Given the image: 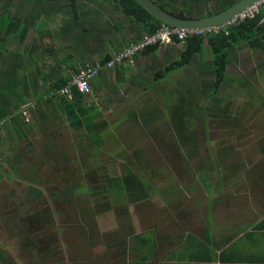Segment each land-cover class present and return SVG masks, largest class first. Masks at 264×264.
I'll return each instance as SVG.
<instances>
[{"label":"rangeland","instance_id":"obj_1","mask_svg":"<svg viewBox=\"0 0 264 264\" xmlns=\"http://www.w3.org/2000/svg\"><path fill=\"white\" fill-rule=\"evenodd\" d=\"M168 1L171 0L157 3ZM48 2L53 4V0H0L3 14L10 18L7 26L3 23L4 28H0V119L4 122L6 99L10 98L13 84L16 88L28 84L24 79L26 70L18 62L24 61L25 50L33 46L34 39H28L31 44L25 45L21 39L23 27H28L27 35L31 36H37L46 26L50 30L54 19L49 16ZM60 2L70 4L67 0ZM222 4L229 5L231 0ZM172 9L176 12L182 8L177 5ZM183 9L196 11L194 7ZM46 46V51L52 47L50 43ZM182 70L173 74L171 82L156 85L152 95L149 93L148 99L136 105L140 117L134 124L137 134L131 136L130 145H118L121 135H104L103 149L91 160L99 168L97 172L89 161H85V167L73 161L75 155L92 154L81 145L87 144V135L61 139L56 149L20 140L23 165L14 170L6 167L4 156V164L0 163V254L5 261L130 264L131 238L145 233L151 224L179 206L191 212L206 206V192L229 191L232 184L228 176L241 174L250 164L244 165L243 161L260 158L264 70L260 84L258 74L247 76L246 72L254 83L250 94L258 96L251 104L242 96L243 79L233 73L230 80L234 85L229 83L226 92L221 86L213 101L210 95L199 93V85L192 84L196 68ZM182 82L187 84L185 88ZM177 109L185 115L184 134L193 135L194 144L176 140L170 119L176 116ZM98 122L102 127L96 131H101L113 120L106 123L100 118ZM166 144L168 148L163 147ZM64 152L68 161L63 163L57 157L66 155ZM233 162L238 165L237 174L226 165ZM126 167L151 184L150 199L140 204L130 201L128 206L124 201H114L113 193L103 191L104 175L125 176Z\"/></svg>","mask_w":264,"mask_h":264},{"label":"crops","instance_id":"obj_2","mask_svg":"<svg viewBox=\"0 0 264 264\" xmlns=\"http://www.w3.org/2000/svg\"><path fill=\"white\" fill-rule=\"evenodd\" d=\"M67 1L70 3V0ZM225 1L228 0L168 2L173 4L171 9L179 5L188 16L199 18L223 11L237 0H231L229 5L222 4ZM49 4L50 2L49 16L54 19L51 29L48 30L46 26V30L39 31L37 36L26 34L25 45L31 44L28 41L31 38L34 43L25 50L27 55L24 61L18 62L26 70L23 76L28 84L19 88L13 84L10 98L6 99V121L0 119L3 123L0 129V163H3L6 155V167L11 169L23 165L22 156L19 155L20 140H31L41 148L45 144L50 148L55 146L56 149L59 148L61 139L71 140L70 137L87 135V144L83 142L81 145L86 150L90 149L86 129H73L67 110L76 109L80 114V110L89 111L93 107L99 114L98 120L101 118L106 123L113 120L106 129L99 131L103 137L101 150L106 133L121 135L118 145H130L131 136L137 134V128L134 127L137 124L136 117H140L136 105L148 99L156 85L161 87L166 82H171V77L177 71L157 82L154 81L155 75L179 59L185 45L159 46L154 51L139 54L133 64L126 63L115 69H105L92 82L91 95L83 96L81 103L75 97L74 100H68L56 88L63 81L69 80L71 72L110 58L150 31L126 16L120 4L114 1L78 0V20L71 4H62L60 0H53V4ZM185 7H194L196 11L190 13L183 9ZM42 12H45V8ZM30 32L33 31L30 29ZM49 43L52 47L46 51ZM228 54L229 64L222 89L225 87L226 92L229 83L234 85L230 80L232 73L241 77L244 86L242 96L251 104L258 96L250 94L249 88L254 83L247 76L258 74L260 84V73L264 70V50H254L242 44L230 48ZM192 67L196 68L192 73V84L199 85L201 95H210L211 100L215 101L216 95L212 91L216 76L213 55L208 47L195 55L183 70ZM186 86L182 82V87ZM28 106L31 108V118L26 122L22 110ZM261 129L264 131V128ZM259 143L260 158L243 161L244 165L250 164L246 165L241 174L236 173L237 163L226 164L233 168L231 172L237 174L228 176L232 184L229 191L206 192V206L194 209L193 212L182 209V206L176 210L171 208L167 217L151 224L152 228L145 233L131 238L128 254L130 264H264V132L259 137ZM163 147L168 148L169 145ZM131 148L128 150L131 151ZM64 153L65 157L61 154L57 157L63 163L68 161L67 153ZM84 154L72 156L75 165H85V161H89L87 153ZM127 165L129 163L125 166ZM17 177L15 181L18 180ZM150 192L143 202L151 198ZM131 202L140 204L142 201ZM137 222L140 223L139 217ZM137 236L145 239L137 240Z\"/></svg>","mask_w":264,"mask_h":264},{"label":"trees","instance_id":"obj_3","mask_svg":"<svg viewBox=\"0 0 264 264\" xmlns=\"http://www.w3.org/2000/svg\"><path fill=\"white\" fill-rule=\"evenodd\" d=\"M77 1L78 0H70V4L72 7L73 14L78 20V9H77ZM105 1H114L120 4L123 13L133 19L134 21L140 23L144 28L149 30L150 32H154L162 26V23L149 15L139 4H137L134 0H105ZM163 9L167 12L179 17V18H192L187 15L186 12L180 10L175 12L171 9L172 4H159ZM205 17V16H201ZM10 18L8 15L3 14L2 8L0 5V28H4L2 26L3 23H6V26L9 22ZM28 32V28L26 26L23 27V32L21 35L22 41L25 40L26 34ZM242 44L248 45L250 48L254 50L262 51L264 50V4L258 14L254 18L246 19L242 22H236L235 24L228 26L225 30H221L218 34H210L206 37L204 36H193L188 38L185 41V45L183 50L180 53L179 59L169 64L163 70L157 72L155 75V82L163 79L171 72H175L178 70H182L186 68L192 58L200 54L205 47H208L213 55V70L215 72L216 80H215V88L214 95L221 88L223 82L226 79L227 68L229 64V54L228 50L234 46H239ZM159 46H152L148 48L145 52L154 51ZM109 58L103 60V62L107 61ZM68 80L63 81L56 88V91L59 92L61 88H63L67 84ZM74 96L78 103H81V96L79 93L74 91ZM77 104V103H76ZM68 119L70 121V126L73 129H81L85 128L88 136L90 138V149L91 153H87L86 156L89 157V162L91 164V160L98 156L99 151L101 150V142L102 136L99 131L96 129L101 128V124L97 122V118L99 114L93 107L89 109V111L78 110L80 114L77 113L76 109L67 110ZM184 118L185 115L181 109L176 110V116L170 119L173 131L176 136V140L180 142H190L194 144L193 135H185L184 134ZM137 121L139 120L136 117ZM105 127V126H104ZM82 166V165H81ZM87 166V163L83 165ZM91 168L97 172L99 168H97L93 163L91 164ZM93 171V173H94ZM56 172H59L56 169ZM110 176V177H109ZM109 176H105L106 179V187L103 191L113 193L114 201H124L126 204H129L130 201H143L146 199L148 193L152 190L151 184L141 176L132 168H125V176L124 177H112L111 174ZM107 177V178H106ZM74 191V189L72 190ZM101 193V192H100ZM137 240L145 239L144 237H136ZM1 261L5 264H14L6 258L4 260L3 256L0 254V264Z\"/></svg>","mask_w":264,"mask_h":264},{"label":"built area","instance_id":"obj_4","mask_svg":"<svg viewBox=\"0 0 264 264\" xmlns=\"http://www.w3.org/2000/svg\"><path fill=\"white\" fill-rule=\"evenodd\" d=\"M263 4L264 0L240 13L228 24L215 28L187 30L162 24L159 29L144 35L135 42H132L123 50L112 55L107 61H102L96 63L95 65H89L85 68H80L78 71L71 72L67 84L61 88L58 93L68 100H74V91L79 93L81 96H89L92 94V82L97 78L101 71L105 69H115L126 63L133 64L135 58L139 54L145 52L152 46L184 44L188 38L193 36L206 37L210 34H218L221 30H225L228 26H231L236 22H242L246 19L256 17L258 14H260ZM30 110L31 108L29 106L22 110V115L26 122L30 121ZM2 127L3 123L0 121V129Z\"/></svg>","mask_w":264,"mask_h":264},{"label":"water","instance_id":"obj_5","mask_svg":"<svg viewBox=\"0 0 264 264\" xmlns=\"http://www.w3.org/2000/svg\"><path fill=\"white\" fill-rule=\"evenodd\" d=\"M139 4L149 15L158 20L164 25H168L180 29H208L220 27L228 24L235 19L240 13L244 12L253 5L263 0H237L234 4L224 9L223 11L207 15L199 18H179L165 9H163L154 0H134Z\"/></svg>","mask_w":264,"mask_h":264}]
</instances>
